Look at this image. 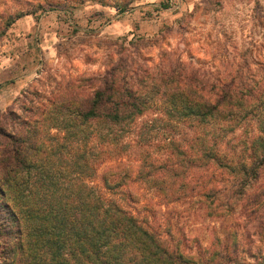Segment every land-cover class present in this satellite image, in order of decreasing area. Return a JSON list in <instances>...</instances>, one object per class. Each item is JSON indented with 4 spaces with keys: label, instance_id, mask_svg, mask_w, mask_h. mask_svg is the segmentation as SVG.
I'll use <instances>...</instances> for the list:
<instances>
[{
    "label": "rangeland",
    "instance_id": "374dc122",
    "mask_svg": "<svg viewBox=\"0 0 264 264\" xmlns=\"http://www.w3.org/2000/svg\"><path fill=\"white\" fill-rule=\"evenodd\" d=\"M142 1L0 0V65L9 59V68L15 69L12 80L0 81V113L34 116V107L64 93L67 82L103 75L124 49L123 56L132 59V42L142 38L153 40L138 48L139 63L180 57L184 66L200 69L208 80L236 68L251 46L249 37L264 45L262 28H252L254 21L264 23V0H148L136 5ZM11 16L15 21L5 26ZM151 28L155 31L148 33ZM257 49L249 63L252 69L264 62V48L260 55ZM16 70L23 88L6 96L3 90L16 78ZM82 90L81 95H67L78 99L90 93L89 86ZM165 110L163 104L153 105L136 120L132 134L117 143L93 141L94 182H107L103 190L171 244L180 243L183 251L217 248L222 254L235 251L230 256L238 262L264 264V166L253 183L235 192L237 178L193 159L195 125H181L180 130ZM92 129L104 132L106 126L92 124L76 142H60L82 151ZM257 130L255 120L248 119L230 129L229 143L221 147L231 152ZM51 132L62 134L54 128ZM165 133L175 144H167ZM183 158L196 161L187 165ZM201 185H213L220 193L211 191L206 197ZM3 252L0 247V264Z\"/></svg>",
    "mask_w": 264,
    "mask_h": 264
},
{
    "label": "trees",
    "instance_id": "16d2710c",
    "mask_svg": "<svg viewBox=\"0 0 264 264\" xmlns=\"http://www.w3.org/2000/svg\"><path fill=\"white\" fill-rule=\"evenodd\" d=\"M15 17H9L5 26ZM256 25L262 28L263 39L264 23L254 21L252 28ZM251 39L231 73L208 80L200 69L184 66L180 57L160 56L150 65L139 63L138 48L153 40L142 38L132 42L134 59L123 56L128 51L123 48L103 75L76 84L69 81L64 93L45 99L47 105L29 108L36 110L34 116L20 119V115L11 118L12 112L0 113L4 264H255L231 258L235 251L222 254L217 248L199 246L190 252L183 251L180 243L171 244L103 190L108 189L107 182L96 185L92 159L93 141L107 146L128 137L136 120L159 103L173 117L176 128L195 125L196 146L189 144L195 147L193 159L198 165L228 172L238 179L240 187L235 192L241 193L264 166V62L257 69L249 64L255 61L253 50L259 48L260 55L264 45ZM88 86L89 94L70 99ZM248 119L255 120L257 133L226 152L222 147L229 143L227 133ZM95 123H102L106 130L92 129L83 144L86 149L60 142H76ZM53 128L62 134L52 133ZM164 135L169 145L177 141ZM181 161L194 163L188 158ZM204 187L206 197L211 191L220 193L213 185Z\"/></svg>",
    "mask_w": 264,
    "mask_h": 264
},
{
    "label": "crops",
    "instance_id": "0c3cea01",
    "mask_svg": "<svg viewBox=\"0 0 264 264\" xmlns=\"http://www.w3.org/2000/svg\"><path fill=\"white\" fill-rule=\"evenodd\" d=\"M148 0H143L142 2H139V3H137L136 5H145L146 4V2H147ZM138 11V10H137ZM135 12L136 11H134L133 13H132V18H134L135 17ZM140 14H142V12H140ZM152 31H155V28H151V30H150V32H148V33H151ZM153 33V32H152ZM11 59V58H10ZM9 63V59H7L5 62H3V63H1V65H0V69H2L1 70V72H0V74L1 75H5V76H0V81H3V82H5L4 80L5 79H10V80H12L11 78L12 77H14V73H15V69L14 68H9V67H11L13 64L11 63V64H8ZM4 73H6V74H4ZM19 74L17 73V70H16V78L14 79V84H13V82L12 83H10L8 86H7V88H5L4 90H3V94H6V96L8 95H11V94H13V93H17L18 91H20L22 88H23V86L21 85V83H22V81H23V79H19ZM24 78H27L26 77V75H24Z\"/></svg>",
    "mask_w": 264,
    "mask_h": 264
}]
</instances>
